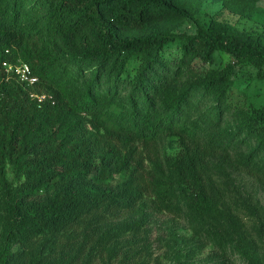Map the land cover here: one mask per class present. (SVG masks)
<instances>
[{"label": "trees", "instance_id": "1", "mask_svg": "<svg viewBox=\"0 0 264 264\" xmlns=\"http://www.w3.org/2000/svg\"><path fill=\"white\" fill-rule=\"evenodd\" d=\"M34 4L44 13L29 21ZM189 18L171 0H0V194L11 218L0 264L10 263L16 244L27 251L64 227L96 232L103 214L132 212L147 200L153 211L175 216L169 184L199 212L221 213L209 171L215 160L227 159L228 145L190 123L186 93L178 92L174 77L160 72L171 66L175 73L193 72L210 64L215 53L226 54L232 62L196 89L210 94L216 105H230L235 69L264 67V35L195 20L192 32L161 27L130 34L132 26L152 23L171 22L176 29ZM39 20L44 28H37ZM88 29L94 31L95 46L81 42L78 51L72 48ZM48 32L68 46L71 74L36 51V41ZM172 44L180 56L170 61L162 53ZM5 62L26 64L37 82L20 83L4 72ZM42 94L51 99L38 103L34 96ZM112 102L126 108L129 120L111 117ZM241 129L264 150V108L250 113ZM164 136L184 145L172 179L159 144ZM8 166L16 184L12 189L5 183ZM115 168L126 176L111 185ZM244 169L257 173L252 165ZM199 176L208 197L198 188ZM88 181L96 188L83 196L80 183ZM252 214L257 235L264 238V209L254 208Z\"/></svg>", "mask_w": 264, "mask_h": 264}, {"label": "rangeland", "instance_id": "2", "mask_svg": "<svg viewBox=\"0 0 264 264\" xmlns=\"http://www.w3.org/2000/svg\"><path fill=\"white\" fill-rule=\"evenodd\" d=\"M171 1L190 16L179 28L174 29L171 22L152 23L143 28L132 26L130 34L161 27L174 32H192L195 20L203 24L220 21L251 35H264V0ZM36 6L29 8L27 20L40 18L44 13V8L36 10ZM39 21L37 28H44L45 22ZM93 33V29H88L74 40L72 48L78 51L81 42L95 46ZM47 35L36 41V51L44 60H52L53 66L61 65L62 69L69 70L68 75L71 74L70 53L65 41L50 32ZM162 56L173 61L180 56V50L172 44L164 49ZM230 62V56L215 53L210 64L199 66L193 72L175 73L172 66L160 72L162 77H167V73L174 77L178 92L186 93L184 102L190 123L202 125L208 129L209 137L225 140L228 145L227 159L215 160L213 170L209 171L210 184L219 198L220 214L207 215L187 205L174 184H169L175 201V216L153 211L147 200L141 209L132 212L103 214L102 224L94 227L96 232L64 227L39 238L27 251L16 244L12 249L15 256L9 264H249L248 258L253 264H264V238L258 237V220L252 214L254 208L264 209V150L255 148L257 138L245 136L241 129L250 113L264 108V67L260 70L250 66L235 69L231 78L230 105L223 102L216 105L210 94L196 89L197 84L215 78ZM111 108L112 118L129 120L121 103L112 102ZM159 144L165 173L172 179L175 176L173 163L184 145L175 136H164ZM245 165L254 166L257 173L250 174L244 169ZM6 169L5 183L12 189L16 184L10 167ZM112 172L111 185L126 176L118 168ZM200 177L198 188L208 197ZM91 188H96L92 181L80 183L83 196ZM5 202V196L0 194V249L11 222Z\"/></svg>", "mask_w": 264, "mask_h": 264}, {"label": "built area", "instance_id": "3", "mask_svg": "<svg viewBox=\"0 0 264 264\" xmlns=\"http://www.w3.org/2000/svg\"><path fill=\"white\" fill-rule=\"evenodd\" d=\"M2 68L5 73H7L9 76H14L20 83L32 85L33 83L37 82V78L31 74L30 69L26 64L17 63L12 65L5 62L2 64ZM34 97H36L38 103H41L46 99H51L50 95L47 94Z\"/></svg>", "mask_w": 264, "mask_h": 264}, {"label": "clouds", "instance_id": "4", "mask_svg": "<svg viewBox=\"0 0 264 264\" xmlns=\"http://www.w3.org/2000/svg\"><path fill=\"white\" fill-rule=\"evenodd\" d=\"M7 53V52H6ZM12 65H14V64H12Z\"/></svg>", "mask_w": 264, "mask_h": 264}]
</instances>
